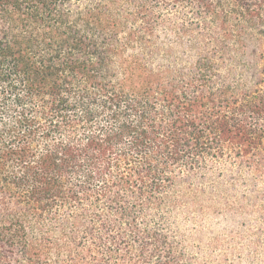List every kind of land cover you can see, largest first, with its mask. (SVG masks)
Segmentation results:
<instances>
[{"label":"trees","instance_id":"1","mask_svg":"<svg viewBox=\"0 0 264 264\" xmlns=\"http://www.w3.org/2000/svg\"><path fill=\"white\" fill-rule=\"evenodd\" d=\"M217 165L264 224V0H0V264H192Z\"/></svg>","mask_w":264,"mask_h":264},{"label":"rangeland","instance_id":"2","mask_svg":"<svg viewBox=\"0 0 264 264\" xmlns=\"http://www.w3.org/2000/svg\"><path fill=\"white\" fill-rule=\"evenodd\" d=\"M255 180L232 165L197 176L179 221L192 264H264L263 188Z\"/></svg>","mask_w":264,"mask_h":264}]
</instances>
